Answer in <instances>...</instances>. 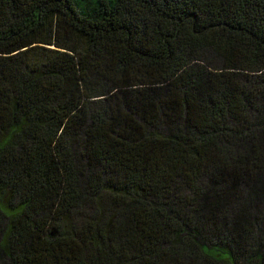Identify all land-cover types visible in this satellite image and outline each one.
<instances>
[{"label":"trees","instance_id":"16d2710c","mask_svg":"<svg viewBox=\"0 0 264 264\" xmlns=\"http://www.w3.org/2000/svg\"><path fill=\"white\" fill-rule=\"evenodd\" d=\"M0 264H264V0H0Z\"/></svg>","mask_w":264,"mask_h":264}]
</instances>
